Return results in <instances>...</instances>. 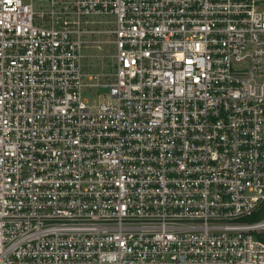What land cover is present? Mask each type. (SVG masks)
Instances as JSON below:
<instances>
[{"label": "built area", "instance_id": "1", "mask_svg": "<svg viewBox=\"0 0 264 264\" xmlns=\"http://www.w3.org/2000/svg\"><path fill=\"white\" fill-rule=\"evenodd\" d=\"M0 264H264V0H0Z\"/></svg>", "mask_w": 264, "mask_h": 264}, {"label": "rangeland", "instance_id": "2", "mask_svg": "<svg viewBox=\"0 0 264 264\" xmlns=\"http://www.w3.org/2000/svg\"><path fill=\"white\" fill-rule=\"evenodd\" d=\"M86 54L89 74L102 73L104 79L108 78L106 74L112 71L114 65V48L110 38L107 35L96 36L87 48ZM107 91V89H101L99 93L104 95ZM85 96L88 97L86 92Z\"/></svg>", "mask_w": 264, "mask_h": 264}]
</instances>
